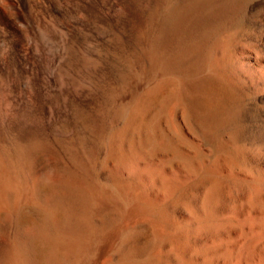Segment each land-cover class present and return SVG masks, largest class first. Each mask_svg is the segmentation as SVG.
<instances>
[{"label": "bare ground", "instance_id": "obj_1", "mask_svg": "<svg viewBox=\"0 0 264 264\" xmlns=\"http://www.w3.org/2000/svg\"><path fill=\"white\" fill-rule=\"evenodd\" d=\"M0 264H264V0H0Z\"/></svg>", "mask_w": 264, "mask_h": 264}, {"label": "rangeland", "instance_id": "obj_2", "mask_svg": "<svg viewBox=\"0 0 264 264\" xmlns=\"http://www.w3.org/2000/svg\"><path fill=\"white\" fill-rule=\"evenodd\" d=\"M131 53V54H130ZM127 55H128V53H127ZM130 55V56H129ZM129 55L126 57L127 59H126V61H124V59L125 58H123L122 60H120V61H123L122 63H120L119 62V67H120V70H121V72L119 71V74H118V76H117V80H114V81H108L107 83L105 82V84L103 85V86H105V87H103V86H101L103 89H101V93L103 94H101V100H102V102L103 103H101L102 105H101V107L103 108V110L107 113V112H110V113H107L108 114V116H109V118H111V119H115L114 121L116 122V124H118V123H120L122 120H123V116L125 115V111H126V109H127V105L128 104H126L127 102V100H122L121 99V96H119V94L121 95V93L122 94H127L128 93V95H129V97L131 98V97H134L135 95H136V89H135V80H136V74H137V72H136V69L133 67V61H132V63L131 62H129L130 61V58H131V60H132V52H129ZM129 62V63H128ZM127 65V66H126ZM131 65V66H130ZM126 67V68H125ZM126 69V70H125ZM134 69V70H133ZM122 70L124 71V72H122ZM128 71V72H127ZM129 73V74H128ZM129 76H128V75ZM131 74V75H130ZM132 74H133V76H132ZM135 74V75H134ZM122 77V78H121ZM128 77V78H127ZM120 78V79H119ZM124 78V79H123ZM128 82H130V83H128ZM133 82V83H132ZM110 84V85H109ZM131 86V87H130ZM129 88V89H128ZM128 89V90H127ZM135 89V90H134ZM124 91L126 92V93H124ZM132 93H131V92ZM107 93V94H106ZM105 96V97H104ZM106 96H107V99H105L106 98ZM103 97V98H102ZM117 100H116V99ZM121 100H120V99ZM115 100V101H114ZM107 103H106V102ZM123 101L124 102H126V103H123ZM106 103V104H105ZM117 103V104H116ZM126 104V105H125ZM106 106H107V108H106ZM114 106H115V108H114ZM105 108V109H104ZM107 109H109L108 111H106ZM112 113V114H111ZM113 116V117H112ZM83 117H84V115L82 116V114H81V116H80V118L78 119V121L79 122H82L83 124H84V122H85V120H83ZM110 120V119H109ZM114 124V123H113ZM113 126V125H112ZM99 159V160H98ZM94 163H96L95 164V166H97V167H103V165H104V161H103V159L102 158H100V157H98V158H96L95 159V161H94ZM40 211H42V209L38 206V205H36V204H28V205H25L23 208H22V210H21V216L23 215V219H26L27 220V222L28 223H36L37 222V218H39V216L41 217V214H42V216H43V214H44V212L42 213V212H40ZM37 212V213H36ZM25 220V221H26ZM29 220V221H28ZM39 248V250L40 251H42V248H40V246L38 247Z\"/></svg>", "mask_w": 264, "mask_h": 264}]
</instances>
